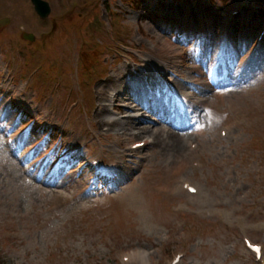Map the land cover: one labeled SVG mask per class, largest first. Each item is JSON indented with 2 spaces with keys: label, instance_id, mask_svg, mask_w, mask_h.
Instances as JSON below:
<instances>
[{
  "label": "rangeland",
  "instance_id": "374dc122",
  "mask_svg": "<svg viewBox=\"0 0 264 264\" xmlns=\"http://www.w3.org/2000/svg\"><path fill=\"white\" fill-rule=\"evenodd\" d=\"M18 0H0V19L5 17H12L11 23L3 28L0 32V37L7 41V37L11 36L13 33V28L19 24L17 19L14 17L19 16V11L22 12V28H30L35 23L32 13L29 8L24 6V4L19 5L15 10V4ZM29 0H26V2ZM54 9L56 18L61 19L64 15L59 16L63 10H69L72 2L77 0H48ZM102 0L98 3V7L101 8L102 20L106 22L104 28L107 32L110 31V24H112L111 18L108 13L104 10ZM152 4L156 3L157 0H152ZM162 2H167L165 8L173 12H178L180 7L184 4H172L171 0H161ZM198 1V0H196ZM252 4V1L249 0ZM62 4V5H61ZM116 7L120 8V1H114ZM210 4L216 7H220L221 1H215L211 3L209 1H204L203 4L199 2H190L189 6L192 8H197L200 17L205 20V18L213 19L216 16L215 8H210ZM233 4V3H232ZM188 5V4H187ZM139 6V7H137ZM250 6V5H249ZM253 9H256V14L253 15L255 22H262L264 19V7H258L257 4L251 5ZM72 8V7H71ZM78 8V5L73 7V12ZM232 8V7H231ZM63 9V10H62ZM121 9V8H120ZM120 22L124 21V25L132 31V38L126 41L125 46L133 47L132 42L136 39L134 34L135 28H139L142 41L143 49H150L156 47L157 50L162 53L160 54L163 58L168 55L172 58V55H177L179 52H174L173 48L169 42L160 35L157 25L153 22L152 18L149 16L153 13L151 9L146 10L142 4L139 2L138 5L131 3L130 6H122ZM96 10V9H94ZM182 10V9H181ZM58 14H57V13ZM77 12H80L79 10ZM84 16L89 13V8L83 9ZM154 17V16H153ZM99 15L97 16L96 23L98 22ZM218 22V20L216 21ZM51 24V22H50ZM19 25L14 30V35L17 36L19 32ZM42 28L41 24L36 27L37 34L39 37L43 34H47L48 30L40 31ZM68 29H72L70 25H67ZM91 25H89V29ZM93 31V30H92ZM58 30L55 31L53 35H56ZM89 33V32H88ZM64 39L67 38L68 34L63 33ZM107 36L109 34L105 33ZM92 35V34H90ZM9 41L10 38H9ZM8 41V42H9ZM119 38L116 37V43L111 45L112 48L118 51H126L124 47L117 44ZM69 43L64 40L61 46V50L66 51ZM11 48V47H10ZM8 49V48H6ZM156 50V49H155ZM2 51L5 49L0 47V74L7 75L8 80H6V85H9L11 78L14 80L13 75H15V85H20L22 81L30 80L29 92L35 95L37 98L42 100L43 104L50 107L52 104L53 95L50 89L48 92L38 95L42 88L39 86L38 91H33V83L38 80V75L35 71L44 65V60L46 56H42V53H37L33 56L31 69L24 73V76L20 74L19 66L16 63L23 56L19 53L10 51L8 57L2 55ZM151 51V50H150ZM79 51L74 54L72 60L73 64L79 59ZM119 54L114 51L109 50L107 54H103L100 60V64L93 68L91 73L95 76L92 80L90 90L95 91V96L93 98V107L90 109L88 106L84 108L82 94L77 91L79 86H76L77 79L73 77L75 98H71L66 101L68 85L58 92L57 100L53 103L54 107H59L62 115L67 117L71 114V119H76L80 125L73 123L72 128L74 130V139L82 141L87 139L90 147V156H94L95 152L103 141L108 147H113L108 149V155L113 154L121 149L126 150L128 144L142 140L143 138L134 137L133 133L141 132L139 129L140 123L137 124L133 122L132 119L125 120L127 112L119 108L121 105H129L128 103L116 102V109L113 106L109 107L107 100H109V95L111 88L104 89L105 86L115 80L116 75L117 80H123L119 78L121 76L117 71L122 65V60L125 56L118 58ZM118 60L116 62V68L112 70L110 78L105 81H100L106 74L102 73V65L106 63L109 64L112 59ZM62 56L60 55L59 59ZM105 58V62L103 61ZM10 62L12 66L9 67ZM67 65L64 61L62 67ZM48 64L44 68L46 72ZM61 66V65H59ZM62 70V68H61ZM249 78L254 75L261 76L264 73L263 66L255 61L249 64L245 69ZM83 75L84 73L81 72ZM63 74H61L62 76ZM77 75V78H80ZM80 75V76H81ZM83 77V76H82ZM65 78V76H64ZM64 78H58V84L56 89H60V83L62 86ZM114 81V83H115ZM243 84L241 88L246 87L249 81H241ZM113 83V85H114ZM14 84V83H13ZM15 87L16 86H13ZM54 85V83H53ZM52 85V86H53ZM104 85V86H103ZM113 85L111 87H113ZM119 87L121 83L117 84ZM115 87V85H114ZM103 92L101 93V91ZM87 92V90L85 89ZM81 92L87 96V94L81 90ZM230 99L227 103L229 105L237 107L241 112V124L240 127L232 133V136L224 143H222L219 136L215 137V141H201L199 154L204 152L207 154L204 171L195 173L192 178L200 185L205 186L207 180L213 182L218 187L221 195L214 197L213 201L219 203L220 199H227L234 203V198L237 197L239 193V187L245 184V178L248 177L252 170L250 165L251 157L249 155L242 156L240 152L239 155L234 154L236 148L234 147L236 142H246L248 137L253 134L252 130H258L256 136L262 137V129L264 128V92L255 95H245L238 96L234 95L229 97ZM28 101H31L30 99ZM73 102H79V105L75 107L71 112H69V106ZM132 104V103H130ZM228 105V106H229ZM228 108V107H227ZM226 108V109H227ZM83 115L82 119L79 120ZM119 117H124L118 120L113 126L106 127L107 124L111 123V119H116ZM13 119V116H10ZM55 120V119H53ZM64 124L67 123V119H63ZM259 121V123H255ZM97 124V125H95ZM106 129H109L108 131ZM133 130L130 132L129 130ZM157 130V129H152ZM125 132L126 134H132L130 136L120 137L115 135L116 132ZM122 134V133H120ZM169 138L163 141L155 139L156 145H152L145 149L144 154H139V156H146L147 159L140 163V169L138 174L126 179V184L121 185L120 189L113 195H108L104 197H94L84 198L82 200L74 199V194L77 193L78 189L70 190L67 188L72 185L73 179L69 180H57L55 177L45 176L44 178L48 181L51 186H36L34 184L26 182V178L23 175V171L20 167L25 163L19 161L18 159H11L4 147V141L0 137V264H120L118 256L121 253L137 250L139 248L155 250L161 245V238L167 235L169 232L174 236L165 245L164 250L172 251L182 250L178 249L179 244H181V239L179 237L182 231H186L188 235V241L184 242L185 249L187 251V261L185 264H246L245 261L239 259L234 261V256L237 253L234 251L233 247L240 243L237 237L242 241V233L248 231L249 233H254L258 236L257 240L264 242V230H252V224L254 222L246 221V230L242 231L243 227L238 225L236 231L233 233L229 231H223L222 229L210 224L206 227L205 236L201 240H197L192 231L184 226L190 221L186 218L175 217L170 208L167 207L168 204L173 202V198L157 196L151 193L155 190L159 184H162L160 179L167 177L172 178L179 167L178 163H182L183 160L178 155V151L182 149L183 142L178 140V138L166 135ZM150 136H145L148 138ZM177 149V150H176ZM176 150V151H175ZM242 150V149H241ZM252 154V152H250ZM109 159L116 160L114 156H110ZM117 161V160H116ZM140 172L141 175H140ZM160 178H155L159 175ZM177 179L176 185L178 183ZM174 178V183L176 181ZM58 182V185L62 190L57 189L54 185ZM122 187H125L121 189ZM215 189V190H216ZM60 190L65 199L62 198L61 208L51 213L48 208L57 202L58 198L53 191ZM213 190V194L214 191ZM241 193V192H240ZM243 196V193H241ZM177 198V196H175ZM13 200H18L19 208L17 212L22 215V223L27 235L22 239H8L10 232L14 235L19 232V227L15 224L12 219V212L14 211V206L12 204ZM187 203L190 205V201ZM235 204L232 205L233 208ZM167 207V208H166ZM199 208V206L197 205ZM264 209V205L261 206ZM168 212V213H167ZM8 216H10L8 218ZM210 220H215V218H208ZM185 228V230H184ZM232 235V236H231ZM194 237V239H191ZM9 240V241H8ZM160 251V250H159ZM234 253H233V252ZM62 254V259H56L57 254ZM244 255L242 252L241 256ZM156 261V259H152ZM248 262V261H247ZM248 264V263H247Z\"/></svg>",
  "mask_w": 264,
  "mask_h": 264
}]
</instances>
